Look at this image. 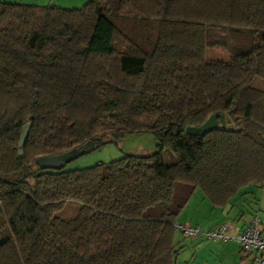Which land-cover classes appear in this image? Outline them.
Segmentation results:
<instances>
[{"label":"trees","instance_id":"obj_1","mask_svg":"<svg viewBox=\"0 0 264 264\" xmlns=\"http://www.w3.org/2000/svg\"><path fill=\"white\" fill-rule=\"evenodd\" d=\"M219 48L228 61L205 60ZM256 79L264 0L0 1V264H175V227L197 190L224 210L264 188ZM211 115L224 130L184 134ZM136 134L155 138L154 154L74 172L36 164L73 153L66 165ZM67 204L74 216L62 219Z\"/></svg>","mask_w":264,"mask_h":264},{"label":"rangeland","instance_id":"obj_2","mask_svg":"<svg viewBox=\"0 0 264 264\" xmlns=\"http://www.w3.org/2000/svg\"><path fill=\"white\" fill-rule=\"evenodd\" d=\"M23 2L38 1L41 5H47L53 8L62 9H77L86 4L89 0H22ZM2 2V1H1ZM49 3V5H48ZM210 35L220 40L223 33L219 30H208ZM230 58L229 51L223 48L208 49L206 61H222L226 62ZM253 87L256 89H264V81L256 79L253 82ZM157 143L155 138L150 134H136L124 137L116 144L105 145L93 152L80 156L69 161L64 167V172H74L79 170L89 169L101 164H108L112 161L121 159L124 155H131L136 158L148 157L156 151ZM163 161L166 165H171L175 162L174 157L169 150H164L162 153ZM246 195L235 197L231 205H241V210L245 215L253 214L264 221V188L249 187L245 190ZM248 193V194H247ZM188 207L181 212L178 221L185 227L199 228L200 235L205 234L214 225L219 223L218 216L220 210H211L209 203L202 197V194L197 190L194 196L190 199ZM243 206V207H242ZM244 208V209H243ZM74 204H67L66 209L60 217L62 219H70L74 216ZM250 215V216H253ZM247 219V217H246ZM263 223L260 227L263 232ZM5 229L0 227V242H3ZM194 238H182L179 233L176 234V239L181 240L183 246L179 253L175 264H255L253 257L248 256L247 260L241 258V253L238 245L234 242L226 244L222 242H213L205 239L202 235Z\"/></svg>","mask_w":264,"mask_h":264},{"label":"built area","instance_id":"obj_3","mask_svg":"<svg viewBox=\"0 0 264 264\" xmlns=\"http://www.w3.org/2000/svg\"><path fill=\"white\" fill-rule=\"evenodd\" d=\"M261 225L262 221L258 217H251L241 228L229 222L201 235L213 242L224 244L234 242L242 253L254 255L253 263L264 264V238L261 236ZM175 229L185 237L194 238L200 235L198 227L176 225Z\"/></svg>","mask_w":264,"mask_h":264},{"label":"water","instance_id":"obj_4","mask_svg":"<svg viewBox=\"0 0 264 264\" xmlns=\"http://www.w3.org/2000/svg\"><path fill=\"white\" fill-rule=\"evenodd\" d=\"M30 124H26L21 130L19 142H18V157L23 156L22 147L29 134ZM224 130L225 121L222 115H211L207 120L199 127H187L184 130V134L187 137L202 138L204 135L210 133L213 130ZM264 140V138H263ZM73 156V153H66L54 157H41L37 159L36 164L41 170H56L65 166L66 160Z\"/></svg>","mask_w":264,"mask_h":264},{"label":"crops","instance_id":"obj_5","mask_svg":"<svg viewBox=\"0 0 264 264\" xmlns=\"http://www.w3.org/2000/svg\"><path fill=\"white\" fill-rule=\"evenodd\" d=\"M4 3H17V4H26V5H36V6H44V5H41L39 4L38 1H35V2H23L22 0H0ZM49 5V3H48ZM47 6V5H45ZM191 201V200H189ZM189 201L187 203V205L185 206V208L183 209V211L188 207L189 205ZM244 209V208H243ZM211 210H216V209H211ZM243 210H241V205H238V204H235L233 205L232 207H227L225 208L224 210H220L219 212V223H217L216 225L213 226V228H211L210 230H214L216 229L217 227H219L220 225L222 224H225V223H233L235 224V226L237 228H241L247 221H249V219L253 216H250V215H245L244 213L243 214H240ZM254 216H257L256 214ZM247 217V219H246ZM179 222V221H178ZM263 223V226H264V221H262ZM182 225V224H180ZM192 227V226H190ZM197 227V226H195ZM261 236L262 238H264V229H263V232L261 233ZM240 253L242 254L241 255V258L244 260L246 259L247 260V257L250 255V254H244L240 251ZM254 258V255H250Z\"/></svg>","mask_w":264,"mask_h":264}]
</instances>
